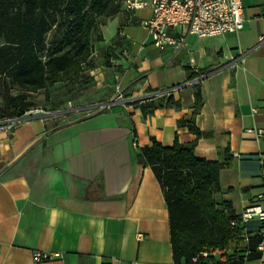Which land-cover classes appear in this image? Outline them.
Instances as JSON below:
<instances>
[{
    "label": "crops",
    "instance_id": "obj_1",
    "mask_svg": "<svg viewBox=\"0 0 264 264\" xmlns=\"http://www.w3.org/2000/svg\"><path fill=\"white\" fill-rule=\"evenodd\" d=\"M242 4L236 34L170 30L185 37L178 52L153 47L143 27L141 40L127 31L134 10L123 9L105 19L87 80L54 86L63 102L47 111L58 115L0 129V264H33L35 251L56 254L43 264H174L162 188L136 159L151 138L195 142L196 158L225 162L214 198L235 215L264 209V0ZM189 73L203 78L191 84ZM197 88L199 137L179 126ZM159 97L173 104L143 114ZM241 225L244 236L261 232L257 217ZM260 251L244 264H264V242Z\"/></svg>",
    "mask_w": 264,
    "mask_h": 264
},
{
    "label": "trees",
    "instance_id": "obj_2",
    "mask_svg": "<svg viewBox=\"0 0 264 264\" xmlns=\"http://www.w3.org/2000/svg\"><path fill=\"white\" fill-rule=\"evenodd\" d=\"M122 1L0 0V119L20 117L33 107L31 96L40 91L48 99L55 85L69 90L86 81V71L94 67V45L103 40L101 22L120 12ZM14 89L17 93L11 94ZM171 100L150 99L140 108L148 114L173 104ZM201 106L197 88L190 120L179 122V126L187 123L197 137L202 133L194 119ZM194 148L195 142L183 144L175 138L171 146H164L151 138L136 155L139 163L151 167L162 188L174 264L259 260L264 234L247 236L245 241L238 215L228 203L214 198L226 163L196 158Z\"/></svg>",
    "mask_w": 264,
    "mask_h": 264
},
{
    "label": "built area",
    "instance_id": "obj_3",
    "mask_svg": "<svg viewBox=\"0 0 264 264\" xmlns=\"http://www.w3.org/2000/svg\"><path fill=\"white\" fill-rule=\"evenodd\" d=\"M123 9L132 11L143 7L151 9L148 19L140 22V25L147 30L151 37V44L155 48L165 46L172 47L178 52L185 46V37L182 35L172 36L169 31L177 28L187 29V33L197 38L215 37L226 34H236L243 29L244 12L242 0H123ZM260 42H264V34ZM195 70L196 67L193 66ZM199 78L193 79L191 84H197ZM117 97L120 100L122 95L116 89ZM255 111V110H254ZM49 112L42 108H29L20 117H15L0 125V129L11 128L19 123V119L34 116H46ZM257 134H262L257 130ZM262 201V196L258 197ZM241 224L253 217L260 221V233L264 234V209L259 205L251 206L238 215ZM235 227V222H231ZM247 236L244 240L246 241ZM262 244V243H261ZM261 244L258 249H261ZM56 254L42 251H35L33 264H43Z\"/></svg>",
    "mask_w": 264,
    "mask_h": 264
},
{
    "label": "rangeland",
    "instance_id": "obj_4",
    "mask_svg": "<svg viewBox=\"0 0 264 264\" xmlns=\"http://www.w3.org/2000/svg\"><path fill=\"white\" fill-rule=\"evenodd\" d=\"M121 11H123V6L121 7ZM129 12V11H128ZM149 14L148 7H145V9L133 11V20L132 23L128 26L127 31H133V33L141 40L146 37V31L142 28V26L139 24L140 20L146 19ZM107 19V18H106ZM127 20V19H126ZM106 23V20L103 19L101 22V28L100 32L103 29L104 24ZM0 89H2V83L0 82ZM11 94L17 93V90H11ZM64 91L61 89L55 90L54 86L51 88L50 96L48 99L45 98L44 92L40 91L34 95L31 96V100L33 102V108H42L44 110H52L55 108V105H59V103L63 102V100H60L61 94ZM64 96V94H62ZM1 105V104H0ZM8 119H12L10 117H3L0 119V121H5Z\"/></svg>",
    "mask_w": 264,
    "mask_h": 264
},
{
    "label": "water",
    "instance_id": "obj_5",
    "mask_svg": "<svg viewBox=\"0 0 264 264\" xmlns=\"http://www.w3.org/2000/svg\"><path fill=\"white\" fill-rule=\"evenodd\" d=\"M203 77H200L199 80H201ZM59 112H51L48 113L46 116H34V117H30V118H23V119H19V122L21 121H26V120H31V119H37V118H44V117H50V116H54V115H58ZM7 121H0V125L6 123Z\"/></svg>",
    "mask_w": 264,
    "mask_h": 264
}]
</instances>
